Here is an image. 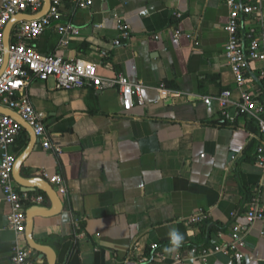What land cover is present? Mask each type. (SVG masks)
Returning <instances> with one entry per match:
<instances>
[{
    "label": "crops",
    "instance_id": "0c3cea01",
    "mask_svg": "<svg viewBox=\"0 0 264 264\" xmlns=\"http://www.w3.org/2000/svg\"><path fill=\"white\" fill-rule=\"evenodd\" d=\"M249 2L256 10L240 25L246 44L251 30L264 41V0ZM228 13L226 0H92L86 8L63 0L57 23L75 30L63 33L53 23L32 46L93 62L104 78L124 74L142 85V103L134 98L125 110L116 86L64 89L52 78L32 79L23 90L61 149L45 150L27 129L11 148L17 189L43 197L24 203L38 247L26 232L20 240L35 264H133L137 250L151 254L153 242L169 255L188 244L211 249L228 242L236 225L247 226L243 258L232 252L167 264H264V218L248 224L243 216L255 198L264 204L256 120L234 106L229 119L215 101L203 102L224 90L234 98L241 89L264 96L262 63H249L240 87L226 62ZM118 19L128 26L126 37ZM42 170L57 174L65 193ZM9 210L0 186V264H11L17 238L6 226ZM198 211L206 219L189 222ZM209 226L222 239L208 237ZM173 230L182 236L178 246Z\"/></svg>",
    "mask_w": 264,
    "mask_h": 264
},
{
    "label": "built area",
    "instance_id": "2783aa9c",
    "mask_svg": "<svg viewBox=\"0 0 264 264\" xmlns=\"http://www.w3.org/2000/svg\"><path fill=\"white\" fill-rule=\"evenodd\" d=\"M76 8H86L92 0H68ZM63 0H49V8L46 13L37 17L26 19H14L20 14H39L44 8V0H6L0 4V106L9 110L10 113L0 112V186L3 199L9 205V213L6 216V226L16 234L11 264H35L31 247L21 243L20 238L26 232L27 219L24 210L26 200L41 202V195L28 196L20 193L13 179L12 173L15 159L12 146L16 138L24 130H30L34 136L41 139L45 150L60 152L59 146L52 145L44 126L43 112L34 108L28 96L23 92L32 79L45 81L52 78L57 88L93 87L103 88L116 86L125 110H129L134 104V98L142 103L140 83L131 82L124 74L118 73L111 78H104L98 74L97 65L93 62L76 58L65 60L60 56L42 54L37 51L31 42L42 35L53 23L63 33L74 31L70 25L58 24L59 7ZM229 8L227 22L224 26L227 34V42L224 48V56L234 80L238 86L246 83L245 70L250 62H260L264 65V41L252 36L251 30L247 34L248 42L242 39L240 25L245 15L255 12L256 7L252 2L242 3L238 0H226ZM14 19V20H13ZM12 22L8 33V47H4L6 28ZM117 29L120 35H128V26L121 20H117ZM115 45L120 40L114 41ZM6 53V57H5ZM264 79V68L262 70ZM23 92V93H22ZM215 101L221 112L229 117L227 109L234 106L238 113L246 114L256 120L261 146L258 148V157L263 161L262 151L264 148V96L255 98L245 89H241L238 98L232 96V91L224 90L218 96L204 97L206 104ZM231 117H229L230 119ZM41 175L50 183L56 184L60 193H65L61 178L57 174H49L46 170ZM236 213L231 216L235 217ZM248 224L264 218V204L259 199H254L248 209L243 213ZM207 213L198 211L188 217L189 222H201L206 219ZM247 226H234L230 231L228 242L219 241L211 249L192 245L187 249L173 248V252H162L159 244H150L151 254L145 255L137 250L134 254L133 264H167L195 259L204 261L208 256L220 254L229 256L232 252L238 258H243L241 248L246 243ZM223 237L222 232H217V238Z\"/></svg>",
    "mask_w": 264,
    "mask_h": 264
},
{
    "label": "water",
    "instance_id": "95a60500",
    "mask_svg": "<svg viewBox=\"0 0 264 264\" xmlns=\"http://www.w3.org/2000/svg\"><path fill=\"white\" fill-rule=\"evenodd\" d=\"M49 0H44V8L43 10L37 14L36 16H30V17H37L41 14H44L47 12L48 8H49ZM28 17L27 15H24V14H20L18 15L17 17H15L14 19L16 20H19V19H26V18H30ZM13 19V20H14ZM13 20L8 24L7 28H6V34H5V39H4V47L7 48L8 47V33L11 29V26H12V22ZM5 57H6V53H5ZM0 112H3V113H10L9 110H7L6 108L4 107H1L0 106ZM15 166H16V163L14 164V168H13V171L15 169ZM20 181V180H19ZM22 183V182H21ZM30 226H31V220L30 218H27V225H26V233H27V237H28V240L30 241L31 245L34 246L35 248H37L38 246L34 245V243L32 242L31 240V237H30ZM50 264H53V262H51Z\"/></svg>",
    "mask_w": 264,
    "mask_h": 264
},
{
    "label": "clouds",
    "instance_id": "9594fccd",
    "mask_svg": "<svg viewBox=\"0 0 264 264\" xmlns=\"http://www.w3.org/2000/svg\"><path fill=\"white\" fill-rule=\"evenodd\" d=\"M171 240H172V244L174 246H178L182 240V236L175 230H173L171 233Z\"/></svg>",
    "mask_w": 264,
    "mask_h": 264
},
{
    "label": "trees",
    "instance_id": "16d2710c",
    "mask_svg": "<svg viewBox=\"0 0 264 264\" xmlns=\"http://www.w3.org/2000/svg\"><path fill=\"white\" fill-rule=\"evenodd\" d=\"M216 232H217V229H216L215 227H213V226H209V228H208V232H207V236L210 237V235H211L212 233H215V234H216ZM192 245H194V244H188L187 246L190 247V246H192Z\"/></svg>",
    "mask_w": 264,
    "mask_h": 264
}]
</instances>
